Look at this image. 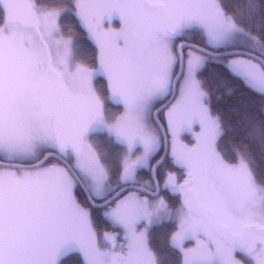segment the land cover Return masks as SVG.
Returning a JSON list of instances; mask_svg holds the SVG:
<instances>
[{
    "label": "snow or ice",
    "instance_id": "snow-or-ice-1",
    "mask_svg": "<svg viewBox=\"0 0 264 264\" xmlns=\"http://www.w3.org/2000/svg\"><path fill=\"white\" fill-rule=\"evenodd\" d=\"M210 65L264 97V0H0V264H264Z\"/></svg>",
    "mask_w": 264,
    "mask_h": 264
},
{
    "label": "trees",
    "instance_id": "trees-1",
    "mask_svg": "<svg viewBox=\"0 0 264 264\" xmlns=\"http://www.w3.org/2000/svg\"><path fill=\"white\" fill-rule=\"evenodd\" d=\"M90 46L89 42L86 47ZM201 79L206 81L207 87L212 91L214 109L221 113L226 124L231 126L225 139L231 137L234 143L248 146L255 157L256 164L264 168V149L258 141L248 139L247 130L240 123L244 116L255 121L264 119V97L249 90L240 81L232 79L223 69L215 65H210L204 70ZM97 218L98 221L102 220L99 214ZM101 227L104 228L105 225L101 223ZM156 239L159 240L160 237L157 236ZM67 259L71 264V258Z\"/></svg>",
    "mask_w": 264,
    "mask_h": 264
},
{
    "label": "water",
    "instance_id": "water-1",
    "mask_svg": "<svg viewBox=\"0 0 264 264\" xmlns=\"http://www.w3.org/2000/svg\"><path fill=\"white\" fill-rule=\"evenodd\" d=\"M161 155H163V150H162V153H161Z\"/></svg>",
    "mask_w": 264,
    "mask_h": 264
},
{
    "label": "rangeland",
    "instance_id": "rangeland-1",
    "mask_svg": "<svg viewBox=\"0 0 264 264\" xmlns=\"http://www.w3.org/2000/svg\"><path fill=\"white\" fill-rule=\"evenodd\" d=\"M189 139H191V137H189Z\"/></svg>",
    "mask_w": 264,
    "mask_h": 264
}]
</instances>
